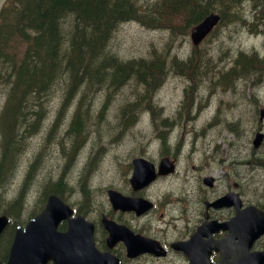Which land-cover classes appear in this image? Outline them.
Returning <instances> with one entry per match:
<instances>
[{"label":"rangeland","instance_id":"374dc122","mask_svg":"<svg viewBox=\"0 0 264 264\" xmlns=\"http://www.w3.org/2000/svg\"><path fill=\"white\" fill-rule=\"evenodd\" d=\"M4 2L5 0H0V8ZM259 2L258 0L257 3ZM239 15L244 16L246 25L242 23L221 25L200 45L203 58L209 57L214 63L203 65L205 73L200 74L202 69L195 71V79H199L201 75L203 77L194 88L186 87L187 84H192L186 76L177 74L172 69L167 72L162 85L152 94L156 106L155 119L152 118L150 110L142 107L130 124L124 126L118 124L119 108L140 90L138 86L112 93L109 96L110 102L100 117L97 116L107 92L97 93L86 105L90 114L88 120L93 121V124L79 152L77 150L72 157L67 153V149L71 147V139L62 134L67 120L59 124L54 136L48 140L44 139L45 129L61 104L60 89L54 91L48 101L46 120L36 134L24 140V153L19 158L12 179L4 185L2 197L5 202H10L19 193L21 180L33 155L38 150H43V157L37 164L34 180L25 191L19 219L25 221L31 211H37L35 208L38 204L37 198L40 197L41 184L59 176L62 177L63 184L69 186L63 193V196L69 199L76 195L82 196L81 178L85 179L87 176L91 191L89 196L93 199L106 196L105 187L110 183L127 191L125 183L130 175V162L134 157L141 155L153 163L159 161L160 146L163 145L160 140L153 139L159 128L153 122L155 120L157 123L160 122L159 118L163 114L175 118L171 126V128L174 126V134L170 144L173 145L175 139L180 141L177 171L170 177L157 181L146 194L159 197V201H171L172 193L180 189L181 180L184 179L190 163L186 156L191 154L197 156L195 160L193 157V163L202 169V174L212 171L217 178H221L233 169L238 175L241 191L248 201L264 207V145L254 155L248 153L252 147L251 139L254 133L259 128L264 131V124L260 127L258 121V109L264 106V81L257 80L254 83L247 78L249 89L242 83V79L237 78L228 86L219 81V72L229 71L228 65L230 66L235 53L242 51L264 55V23L259 20L264 18V15L260 9H251V3L244 4ZM256 16L257 22L254 19ZM251 22L254 23L252 26L255 31L247 27ZM110 49L115 56L124 60L149 57L151 51H154L155 55L160 53L161 56L169 58L187 57L192 45L189 34L172 36L165 29L152 30L137 22H126L120 24L113 33ZM208 76L213 77L216 84L209 81ZM207 84L212 90L210 95L212 98L215 96L212 105H208L196 118L189 119L186 114L188 107L186 98L189 97V101L197 103ZM2 103L3 100L0 98V107ZM229 122L236 124L235 132L228 131ZM207 155L210 161L203 162L200 156ZM86 162L88 163L85 165ZM84 165L86 170L83 169ZM196 173L193 171L192 175ZM180 193L181 191L178 194ZM164 196L166 197L162 199ZM177 212L175 210V213Z\"/></svg>","mask_w":264,"mask_h":264},{"label":"trees","instance_id":"16d2710c","mask_svg":"<svg viewBox=\"0 0 264 264\" xmlns=\"http://www.w3.org/2000/svg\"><path fill=\"white\" fill-rule=\"evenodd\" d=\"M5 0L0 8V211L10 216L20 213L25 191L32 184L37 164L43 157L38 150L32 157L16 198L3 199V187L10 180L24 140L36 134L47 116L48 101L58 87L65 86L60 108L46 131L48 140L57 132L59 124L78 92L81 96L64 135L71 139L69 152L74 154L87 135L90 114L86 108L88 97L97 90L116 91L124 84L140 85L142 90L120 108L118 124L124 126L140 106L147 107L154 116L151 93L168 66L167 59L155 56L121 60L110 49L115 29L124 22L135 21L148 29H165L172 36L188 34L190 29L212 11L221 14L219 26L242 23L241 6L251 3L264 15V0ZM255 22L258 21L256 16ZM259 20L264 23V18ZM252 24L247 27L252 29ZM249 29V30H250ZM154 52V51H153ZM200 49L194 51L199 56ZM170 66L191 76L190 69L196 55ZM154 55V54H153ZM201 55V54H200ZM200 58V56L198 57ZM206 65L213 64L207 57ZM172 63V64H171ZM229 71L219 74V81L253 75L264 80V56L237 52ZM255 80V81H256ZM155 86V87H154ZM11 88V89H10ZM109 103L104 101L101 108ZM30 166V167H29ZM61 188V189H60ZM62 177L46 180L39 195H61ZM0 246L5 254L4 236ZM0 250V259L3 254Z\"/></svg>","mask_w":264,"mask_h":264},{"label":"flooded vegetation","instance_id":"af4514ba","mask_svg":"<svg viewBox=\"0 0 264 264\" xmlns=\"http://www.w3.org/2000/svg\"><path fill=\"white\" fill-rule=\"evenodd\" d=\"M197 114L189 117L196 118ZM246 116L248 119V115ZM168 135L165 134L166 137ZM254 152L255 150L250 147L249 153L254 155ZM179 155L180 145L174 148L160 146L158 159L168 157L177 167ZM193 157L195 160L197 156L191 154L186 156L190 163L186 168L184 179L181 180L180 189L172 193L171 201H159V197H151L146 192L157 181L172 174L158 176L151 184L138 190H133L129 180L125 183L127 191L111 183L105 187L106 193L108 189H114L125 196L148 200L151 203L150 207L140 214L134 210L114 209L107 195L93 199L84 195L82 191V196H72V199L61 196L60 198L71 209V213L58 222L57 231L64 233L70 225L75 226L85 236L91 231L94 247L100 253H109L106 256L108 262L105 264H234L238 262L240 245H248V239L244 234H239L237 228L229 229L233 227L232 218L238 209L233 204L219 208L210 204L228 192L239 195L241 209L253 203L249 202L241 191L238 175L233 169L221 178H217L212 171L202 174V169L193 163ZM200 157L203 162L210 161L208 155ZM193 171L197 172L196 175H192ZM205 178H210L211 181L207 182ZM44 205L45 202L41 208ZM175 210L178 212L175 213ZM31 217L29 214L27 220ZM78 217L84 221L72 222V219ZM105 220H111L130 231L135 237L127 239L133 241V248L129 249L128 243L122 237L117 238L110 245L107 242L109 232L105 227ZM226 222L228 229L219 227V224ZM178 242L179 244L176 245ZM179 245L183 246V251L177 248ZM249 245L246 253L264 251V235ZM66 247V252L60 254L57 263L49 260L46 264H75L79 258L77 252L85 248V245L70 244Z\"/></svg>","mask_w":264,"mask_h":264},{"label":"water","instance_id":"95a60500","mask_svg":"<svg viewBox=\"0 0 264 264\" xmlns=\"http://www.w3.org/2000/svg\"><path fill=\"white\" fill-rule=\"evenodd\" d=\"M220 16L216 13L206 15L200 23H198L190 33V39L194 45H198L217 25ZM264 117V109L260 111V119ZM263 138L262 133H257L253 144L258 147ZM133 174L130 183L134 190L140 189L149 184L156 174L154 166L143 158H135L132 161ZM174 171V165L169 162L167 158L161 159L158 167V174L165 175ZM210 182V179H207ZM110 202L115 209L121 210H134L138 214L149 208L147 201L143 199H134L122 196L116 191L108 192ZM237 203V196L229 193L224 197L218 199L214 206L221 207ZM71 210L62 202L56 195L51 194L48 196L46 204L41 212L34 218L30 219L22 228L17 226L12 244L8 251L7 260L0 264H46L49 260L57 263L60 254L66 252L67 245H85V248L79 250L78 261L75 264H105L108 262L106 256L108 253L101 254L98 252L92 242L91 231L85 236L75 226H69L68 230L60 233L56 230L58 222L62 218L69 216ZM83 221L82 218L72 219V222ZM238 220V221H237ZM235 227L244 234L249 240L253 241L260 235L264 234V211L259 210L253 206L239 211L238 215L234 218ZM8 220L5 216H0V235L6 228ZM105 227L109 232L107 241L112 245L115 240L122 237L130 248L134 244L126 229L123 226L117 225L112 221H106ZM239 232V234H241ZM184 250L183 246L177 247ZM247 245L240 247L238 262L234 264H264V252H252L244 254ZM117 264V263H116ZM223 264V263H222Z\"/></svg>","mask_w":264,"mask_h":264},{"label":"bare ground","instance_id":"6f19581e","mask_svg":"<svg viewBox=\"0 0 264 264\" xmlns=\"http://www.w3.org/2000/svg\"><path fill=\"white\" fill-rule=\"evenodd\" d=\"M172 64V63H171ZM11 89V88H10ZM99 151V150H98ZM97 156V155H96ZM92 157V156H91ZM67 158V157H66ZM74 158V157H73ZM95 164V163H94ZM30 167V166H29ZM90 170H92V169H90ZM87 176V175H86ZM89 177V176H88ZM65 181V180H64ZM88 181V180H87ZM61 189V188H60ZM62 191V190H61Z\"/></svg>","mask_w":264,"mask_h":264}]
</instances>
